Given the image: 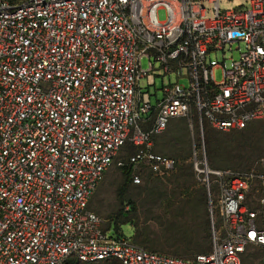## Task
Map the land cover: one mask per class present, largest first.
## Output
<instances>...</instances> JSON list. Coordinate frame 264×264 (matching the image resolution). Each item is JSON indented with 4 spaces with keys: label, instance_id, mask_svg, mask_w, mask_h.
<instances>
[{
    "label": "built area",
    "instance_id": "obj_1",
    "mask_svg": "<svg viewBox=\"0 0 264 264\" xmlns=\"http://www.w3.org/2000/svg\"><path fill=\"white\" fill-rule=\"evenodd\" d=\"M222 1L232 0H0V264H244L256 253L264 264V159L216 169L194 145L208 253L172 256L109 235L89 208L128 142L139 147L134 167L174 170L154 152L171 119L202 138L205 122L229 131L264 120V0ZM155 63L176 79L154 104Z\"/></svg>",
    "mask_w": 264,
    "mask_h": 264
},
{
    "label": "rangeland",
    "instance_id": "obj_2",
    "mask_svg": "<svg viewBox=\"0 0 264 264\" xmlns=\"http://www.w3.org/2000/svg\"><path fill=\"white\" fill-rule=\"evenodd\" d=\"M236 2V0L222 1L221 5L223 8H231ZM159 17L161 19L165 18L164 10L159 12ZM237 45V43L233 44L235 58L238 57L239 53L236 50ZM218 59L220 62L222 61L221 56H218ZM150 63L147 58L141 60L143 69H148ZM154 65L155 70L151 74L155 79L156 85H152L150 91L152 94V102L155 104L157 100L156 94L159 99L163 96V85L169 81V78L172 81L176 78L166 75L159 63H155ZM222 75V68H217L215 70L216 80L220 82ZM181 82L187 83L185 79H182ZM156 91L157 93L155 94ZM175 121L176 128L179 129L176 134V139L180 143L177 145L181 147L185 144L187 149H189L190 157L188 163H193V156L192 161L190 158L194 145L198 147L197 151L200 157L204 153L202 148L205 149L207 155L204 137L202 138L199 132L192 133L186 119L177 118ZM258 121L262 125L254 130V139L249 141H245L244 139L241 143L237 140L240 135L247 134V132L241 131V129H231L223 132L224 134L220 137V141L230 147L219 146L212 149V154L220 163L226 162L222 166L215 168H262L261 161L264 159V120ZM257 122L254 121L253 123ZM206 126L212 127L208 123H205V129ZM173 132L174 128L171 127L157 136L156 140H154V148L157 152H154H159L158 154L175 159L167 151L170 149V146H168L170 144L164 141L165 135L166 139L171 140L169 134ZM162 145H165L167 150H161ZM127 159V150L125 148L121 149L117 153L113 164L103 175V178L90 199L89 207L104 219V228L111 225L108 234L117 235L114 220L121 225V230L125 236L133 237L135 231L140 233L141 239L146 243L139 242V244L150 249L183 257H190L202 250L186 247L185 244L179 243L182 239L195 237L202 243L205 241L203 238H206L208 235V243L203 244V247L211 251L213 226L210 212L208 213L207 199L209 202V197L207 196L206 190L203 191L205 188L199 182L200 180L195 171L194 163L192 167L194 173L193 179L190 180V183H184L182 186L181 180L177 179L171 173L169 175L157 174L147 163H142L137 168L134 167L132 172L127 175L120 166L122 162L127 163ZM199 189L203 193H206V200L203 204L200 201L194 203V199H192L193 195L197 196ZM132 204L135 205V210L127 214L126 212ZM196 210L201 211V213H198ZM120 211H122V214L117 218ZM191 211L195 212L191 213ZM124 214L128 216L126 217ZM216 220L217 224H219V216ZM203 225L206 226L202 227ZM258 256L259 253L253 256L248 254L244 264H259L257 262Z\"/></svg>",
    "mask_w": 264,
    "mask_h": 264
},
{
    "label": "trees",
    "instance_id": "obj_3",
    "mask_svg": "<svg viewBox=\"0 0 264 264\" xmlns=\"http://www.w3.org/2000/svg\"><path fill=\"white\" fill-rule=\"evenodd\" d=\"M175 119L177 118H174V119H171L170 122L168 123L167 128H171L173 127L174 128V132L169 134L170 135V139L169 140L168 138L166 139V135L164 136V141L167 142V144H170L168 146H170V149L167 150L165 148V145H162V148H160L161 150H167L171 155L170 156H174L175 157V160H176V166L174 168V170L171 172L172 175H174L177 179L181 180V183H182V186L184 185V183H190V180L193 179V176H194V173H193V170H192V167H193V163L191 162L192 161V153H191V158H190V162L191 163H188V159L190 157V154H189V149H187V146L184 144L183 146L179 147L177 144L180 143V141H178V139H176V134L178 133L177 131L179 129L176 128V121ZM174 120V121H173ZM258 121V120H257ZM256 121V122H257ZM254 122V121H253ZM249 123L245 128L241 129V131H244V132H247V134L245 135H240L239 136V142H243L244 139L245 141H249V140H252L254 139L253 138V135L255 134L254 133V130L258 129V127H260L262 124L261 122H257V123ZM207 123V122H205ZM204 123V125H205ZM209 124V123H208ZM210 125V124H209ZM213 127V126H212ZM210 126H206V129L204 128V142H205V147H206V151H207V158H208V163L210 165V167L212 168H215V167H220L222 166L223 164H225L226 162L224 163H220L215 157L214 155L212 154L213 153V148H217V147H222V146H225V147H230L229 145H225L223 144L221 141H220V137L223 136V132H226V131H222V130H218L216 128H212ZM165 129V130H166ZM169 131V130H168ZM167 131V132H168ZM166 132V133H167ZM162 133V132H161ZM160 133V134H161ZM160 134L156 135L155 137V140L157 138V136H159ZM249 134V135H248ZM253 147H254V143H253ZM126 149L127 152H128V159H127V163H121L120 166H121V169H123V171H125V173L128 175L129 173L132 172V170L134 169V165L130 162V157L134 154H136V152L138 151L139 147L137 145H135L134 143H131V142H128L126 143L124 146H122L120 148L121 149ZM232 148V147H231ZM119 150V151H120ZM118 151V152H119ZM154 151L155 148H154ZM157 152V151H156ZM159 153V152H158ZM117 156V155H116ZM115 156V158H116ZM235 159V158H234ZM115 160V159H114ZM114 162V161H113ZM213 164V165H211ZM214 166V167H213ZM216 169H226V168H216ZM228 169H232V170H238V171H248L250 169H236V168H228ZM106 173V172H105ZM104 173V174H105ZM169 175V174H168ZM128 178V177H127ZM201 182V181H199ZM201 184L203 185V187L206 190V187L205 185L201 182ZM201 189L198 190L197 192V196H194L192 197V199H194V203L196 201H200L202 204L204 203V201L206 200V193L204 192ZM207 192V190H206ZM93 196V195H92ZM208 196V195H207ZM91 199V198H90ZM89 203H90V200H89ZM207 205H208V213H209V202H208V199H207ZM90 208V207H89ZM135 210V205L132 204V206H129V209L127 210V214L128 213H131ZM94 211V210H93ZM198 213H201V211H198L196 210ZM195 211H191V213H194ZM122 214V211H120L117 215V218L119 217V215ZM126 215V214H124ZM123 215V216H124ZM128 215H126L127 217ZM114 224H115V230L117 232V234H121L123 233L122 230H121V225H119V223L115 222L113 220ZM218 226H220V223L217 224ZM111 225L107 226V228H109ZM206 225H203L202 227H204ZM106 228V229H107ZM206 228V227H205ZM211 234V233H210ZM140 233H137L135 231L133 237H130L131 240L134 242V243H137L139 244L140 243H146L144 242L141 237H140ZM205 241H203L202 243H200V241L195 238V237H188V238H185V239H182L179 243L181 244H185L186 247L190 248V249H198V250H202L200 252H197L195 254H193L192 256L198 254V253H208L210 252V249L209 250H206V248L203 247V244H207L208 243V235L206 238H203ZM176 241V240H175ZM141 245V244H139ZM143 246V245H142ZM148 246V245H147ZM154 246V245H153ZM145 247V246H144ZM147 248V247H145ZM153 248V247H152ZM149 250H152V251H156V252H160V253H164V254H167V255H172V256H178V255H173V254H170V253H167V252H162V251H157L155 249H150V248H147ZM190 256V257H192ZM178 257H183V256H178ZM187 258V257H186ZM70 264H121V262L118 260V259H110V260H105V261H97V262H81L77 259H70L69 261Z\"/></svg>",
    "mask_w": 264,
    "mask_h": 264
}]
</instances>
